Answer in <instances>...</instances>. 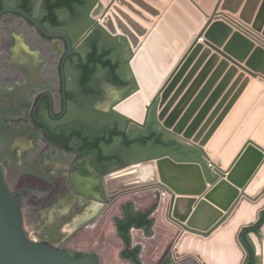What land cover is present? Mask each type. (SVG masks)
<instances>
[{
    "label": "water",
    "instance_id": "95a60500",
    "mask_svg": "<svg viewBox=\"0 0 264 264\" xmlns=\"http://www.w3.org/2000/svg\"><path fill=\"white\" fill-rule=\"evenodd\" d=\"M133 1L157 14L142 0ZM36 2L32 6L30 0L28 8L34 11ZM20 3L0 0V7L10 5L0 9V264H136L123 257L128 243L118 229V220L125 221L128 211L149 212L153 220L150 232L143 226L130 229V248L140 247L141 264H247L249 256L251 264H264V223L260 232L254 230L264 220V186L255 196L246 193L264 164V79L247 80L246 91L241 97L236 93L206 134L228 95L200 128L220 88L200 111L212 84L186 110L196 87L178 97L192 71L174 92L204 44L208 48L203 55L227 44V61L233 58L237 64L248 57L243 47L254 42L219 16L234 14L264 35V0H176L151 31L147 26L153 19L126 0H41L38 13L17 6ZM93 3L99 26L88 16ZM52 6L58 24L47 20L46 26L44 18ZM200 9L211 14L209 21ZM108 34L128 40L130 67L127 45ZM256 50L264 54V49ZM257 60L255 54L250 65L257 68ZM43 89L48 91L39 93ZM114 101L120 114L112 112ZM61 105L65 116L51 120L52 132L67 137L77 129L86 141L74 137L60 144L42 138V129L33 121L49 138V127L40 117L53 107L59 114ZM125 117L143 126L156 121L165 129L159 123L151 128L132 124L112 144L126 148L133 142L139 147L155 132L161 140L197 153L144 146L147 154L116 167L120 152L110 149V142H101L98 149L89 143L113 128L122 130ZM28 173L50 185L44 201L34 205L27 201L29 190L21 191L17 182ZM58 178L64 183L61 188ZM92 205L91 216L78 225L82 230L69 240L96 255L73 257L69 249L49 241L30 240L28 232L53 238L70 235L73 222ZM76 206L81 212L74 216ZM95 221L91 232L84 229ZM250 232L257 236V251Z\"/></svg>",
    "mask_w": 264,
    "mask_h": 264
},
{
    "label": "crops",
    "instance_id": "0c3cea01",
    "mask_svg": "<svg viewBox=\"0 0 264 264\" xmlns=\"http://www.w3.org/2000/svg\"><path fill=\"white\" fill-rule=\"evenodd\" d=\"M114 1V0H113ZM128 3H130L131 5H133L134 7H136L137 9H139L140 11H142L145 15L151 17L153 19V23L148 25V29L149 31L153 30V29H156V26L159 22L163 21V17H164V14L169 12V7L170 5L176 3V0H158L162 3V6H158L156 4H154L152 1L150 0H142L144 3H146L147 5L153 7L156 11H157V14H152V12L148 11L145 7L141 6L140 4L136 3L135 1L133 0H126ZM194 2V1H193ZM40 3H41V0H37L36 2V6H35V9L34 11L36 13H38V9H39V6H40ZM194 4L196 6H198V3L197 2H194ZM179 6V4H177ZM181 7V6H179ZM182 9V8H181ZM206 16V21H209L210 19V16L211 14H208L206 12H204L202 9H200ZM226 13H229V12H226ZM231 14V13H230ZM234 15V14H233ZM88 16L94 21L93 23L98 25L96 23L97 19H98V14H97V9H96V4L93 3V5L91 6L90 10H89V13H88ZM236 16V15H235ZM238 17V16H237ZM221 18V17H220ZM239 18V17H238ZM223 19V18H221ZM240 19V18H239ZM224 20V19H223ZM241 20V19H240ZM243 21V20H242ZM142 23V22H141ZM165 25H167V27H170L171 29L173 28L172 25L167 21L165 22ZM109 38H112V39H120V44H126L127 45V48H128V52H129V55H130V58L128 59V64L130 63V59H131V56H132V50H131V47H130V44L128 42V40L122 36V35H110L108 34ZM201 41V40H200ZM205 47H206V44L205 46L202 48V50H200L193 58V60L191 61L187 71L185 72V76H183V78L179 81L176 89L174 90V92H176V90L180 87V84L182 83L183 79L188 76V74L190 73V71L192 70L193 66L196 64V62H198L200 60V58L203 56V53H204V50H205ZM213 53H214V50H213ZM212 55L213 54H209L207 55L204 60H203V65L205 66L208 62H210L212 60ZM224 59V57L222 56L220 59L214 61V64L212 65V67L210 68L209 72L207 73V75L205 76L204 80H203V85H198L196 86L194 92H193V95L189 98V100L187 101V104H186V107H185V110L189 108V106L191 105L192 101L196 98V96L202 91V89L205 87V84L212 78V77H216V79L214 80V82L212 83V85L210 86L208 92L206 93V96L204 97V99L202 100V102L200 103V105L198 106V111H200L204 106L205 104L208 102V100L210 99V97L216 92V90L218 88H220V91L218 93V97L216 98V100L214 101V103L211 105V107L208 109L204 119L202 120L201 122V125H200V128L203 127L206 122L208 121L210 115L212 114V112L214 111V109L217 107V105L223 100V98L228 95L226 97V100L224 101V103L222 104L217 116L215 118H213V120L208 124L207 128H206V132L205 134L210 130V128L214 125L215 121L217 120L218 116L224 111V109L228 106V104L230 103V101L233 99V97L236 95V93L238 91L239 92V95L238 97L242 96V94L246 91V89L249 87V84L248 82L246 81L245 82V78H247L249 76L250 80L248 81H253V80H257L259 78H263L264 79V76H262L261 74H258L257 76H252L250 74H245L244 77H240L241 73H243V70L242 68H239L238 71L234 72L232 75L229 74L230 72V68L233 66L232 64V61H230V64L226 67H224L222 70H220L219 72H217V69H218V66L220 65V63L222 62V60ZM129 67H130V64H129ZM130 71H131V74H132V77H133V73H132V70L130 68ZM199 73V72H198ZM216 73V74H215ZM197 74H195V76H193L194 78L191 80L188 81V84L187 86L185 87V90L182 91V94L186 93L187 90L191 87V85L189 83H192V81L195 79ZM228 77V78H227ZM226 78V81H224V79ZM134 79V78H133ZM224 81L225 83L223 84L222 87H220V83ZM186 91V92H185ZM173 92V94H174ZM130 93V92H129ZM128 93V94H129ZM241 93V94H240ZM126 94V95H128ZM124 95V96H126ZM123 96V97H124ZM121 97V98H123ZM119 98V99H121ZM117 99V100H119ZM180 99V98H179ZM116 100V101H117ZM115 102V101H114ZM112 102V105L113 103ZM197 111V112H198ZM112 112L113 113H117L116 111H114V108L112 107ZM119 114V113H118ZM127 117H125V121H124V125H123V132H127L128 131V126H126V123H127ZM161 125V123H159ZM139 127L141 128H144L143 126H140L138 125ZM162 126V125H161ZM126 127V128H125ZM163 127V126H162ZM164 128V127H163ZM165 129V128H164ZM167 130V129H166ZM169 131V130H167ZM171 132V131H169ZM172 133V132H171ZM180 138H182L181 136H178ZM183 139V138H182ZM185 140V139H184ZM190 143L198 146V144H195L191 141H189ZM200 147V146H199ZM202 149V147H201ZM164 155H170V154H164ZM164 155H160V156H164ZM160 156H157V157H160ZM171 156V155H170ZM202 156H204L203 154H201V158ZM151 158H156V157H151ZM182 161H193V160H182ZM210 162H212L211 160H209ZM197 198L199 199L200 197L197 196ZM250 234V237L252 239V242H253V245L255 247V250L257 251V249L259 248L260 245H258V241H257V236H255L252 232L249 233Z\"/></svg>",
    "mask_w": 264,
    "mask_h": 264
},
{
    "label": "flooded vegetation",
    "instance_id": "af4514ba",
    "mask_svg": "<svg viewBox=\"0 0 264 264\" xmlns=\"http://www.w3.org/2000/svg\"><path fill=\"white\" fill-rule=\"evenodd\" d=\"M31 4H32V6L34 5V0H31ZM11 5H15V4H11ZM6 6H10V5H6ZM6 6H1L0 9H2L3 7H6ZM17 6L23 7L28 12H34L33 10H31L28 7L25 6V2L23 0H21V3L17 4ZM39 16H43V15H39ZM46 18L47 17L45 16L44 23L47 26ZM52 28H61V27H52ZM73 55H75V54H73ZM73 55H71V56H73ZM1 56H3V46H2V43H1V36H0V57ZM69 59H68V61H69ZM46 91H48V90L47 89H43L39 93H44ZM35 102H36V100H35ZM114 103L112 105L113 108H114ZM54 105H55V102H54ZM34 106H35V103H34ZM34 106H33L32 109H34ZM32 109H31V111H32ZM62 113H63V110H62V105H61V110H60L59 114H55L54 113V107H53L52 111L51 112H47L46 116H44V117H40L39 116L41 119H43V121L45 123H47V125L49 127V130H50V133H51L49 138H46L48 133L43 128V126L40 123H37V122L32 120L39 128L42 129V131H43L42 132V138L44 140H53V141H55L57 143H60V144L65 143L64 140H62V138L60 136H57V135H55L52 132L53 131L52 128L54 126H53L51 120L52 119H56L57 120V119H60V118L64 117L65 115H62ZM60 115H62V116H60ZM58 116H60V117H58ZM155 123H159V122L152 121V122H148L147 125L143 126V125H140V124L129 123V121L127 119L126 126H128V128H131V125L134 124V125L143 126L144 128L145 127H148V128L150 127L151 128V126H154ZM114 131H119V132L117 134H112ZM122 133H123L122 130H119L117 128H113V129H111L108 132V134H105L102 137H99V139H102L101 142H105V143H109L110 142V145H109L110 149H115V150H118L120 152L119 158L115 159L114 162H113V165L115 164L116 167L123 166V165H125L127 163V160H130L132 158L147 154V150L148 149H154L155 148V147H152V148H147V150H144L143 149L144 146L141 147L142 145H139V147L138 146H134V145H132V146L129 145L126 148H122V147L118 146L116 143L112 144L114 142L115 138L122 136ZM68 137H69V140L74 138V137H78V138L86 141L85 136H83L82 132L77 130V129L72 130L71 133L68 135ZM99 139L96 140V142H95L96 144H97ZM95 143H89V144L91 145L92 148L98 149V146L95 147ZM133 161H136V160H133ZM17 182L23 188L21 191H24V190L28 191L29 190V197H28L27 201H28V203L33 204V205L37 204L38 202L44 201L45 195L43 194V192H45L46 189L50 186L49 183L44 178H42L41 176H38L36 174H33V173H28L25 176H21L20 178L17 179ZM63 185H64V183L62 182V180L58 178L57 187L61 188ZM71 187L73 188L72 184H71ZM21 191H19V192H21ZM19 192L18 193L16 192V193L19 194ZM27 196H28V194L24 198V203L26 202L25 199L27 198ZM92 207H93V205L87 211V213L84 214V216L82 218L79 217V218H77V220L75 222H73V224H72L73 231H72V233H70V235H67L64 238H61V237L53 238V237L35 236V235H32V233L28 232L30 240H32L35 243H43V242L49 241V242H51L52 244H54L56 246H60L61 248L69 249L70 250V254L73 255V256H76V257L82 256V255L87 254V253L91 254L92 256L96 255L94 252L83 251V250L79 249V247L75 246V244L71 245L70 240H69V238H71L72 235L74 236V234L77 231L82 230L83 227L82 228H78V225L83 219L89 218L91 216L89 211L92 209ZM71 212H72V214L74 216H76L78 214V212H81V211H80V208L78 206H76V207L72 208ZM96 223L97 222L95 221L92 224H90V226H88V227H86L84 229H86V230L91 232L94 229V227H95L94 225H96ZM251 263H252V257L249 256V260H248L247 264H251Z\"/></svg>",
    "mask_w": 264,
    "mask_h": 264
},
{
    "label": "trees",
    "instance_id": "16d2710c",
    "mask_svg": "<svg viewBox=\"0 0 264 264\" xmlns=\"http://www.w3.org/2000/svg\"><path fill=\"white\" fill-rule=\"evenodd\" d=\"M23 1L25 2V6L29 7V1L30 0H23ZM47 11H48L49 15L46 18V20H49L52 24L57 25L58 20H57L56 14H55V7H53V6L49 7V9ZM118 132L119 131H114L112 134H117ZM61 138H62V140H64L65 143L69 140L68 136L67 137H61ZM101 140L102 139H99L97 144L95 143V147L98 146V148H99V144L101 143ZM129 144H130V146H132L134 143L130 142ZM140 144L143 146H146L148 148H152V147L159 148V147H161V149L163 150L162 152H165L168 149H173V150H176L177 153L183 152L186 155H194L197 153L196 149L186 147L180 143H177L176 141L161 140L160 137H158V135L155 132H152L146 138H143L141 140ZM199 152H200V150H199ZM160 153H156L153 155H146V156L150 157V156H154V155H157ZM199 156H201V153L199 154ZM101 157H102V154H101ZM127 213H128V215H127L125 221L120 220V219L118 220L119 232H120L121 236L123 237V239L128 243V247L122 252V255L125 258H131L136 264H141L140 258H139L140 247L136 246L134 248H130V245H131L130 229L132 226H143L147 230V232H150L151 226L153 224V220L148 219L149 212H147L145 214L139 213L137 215L130 214L129 211ZM263 223H264V220L260 221L254 227L255 232H260V228L263 225ZM246 239L248 240L247 234H246ZM248 242H249V240H248ZM71 256H73V255H71ZM73 257H76V256H73Z\"/></svg>",
    "mask_w": 264,
    "mask_h": 264
},
{
    "label": "rangeland",
    "instance_id": "374dc122",
    "mask_svg": "<svg viewBox=\"0 0 264 264\" xmlns=\"http://www.w3.org/2000/svg\"><path fill=\"white\" fill-rule=\"evenodd\" d=\"M227 22V21H226ZM228 23V22H227ZM229 25H231L230 23H228ZM232 26V25H231ZM233 27V30L234 31H239L240 32V30L239 29H237L236 27H234V26H232ZM242 33V32H241ZM243 34V33H242ZM245 35V34H244ZM251 39V38H250ZM252 40V39H251ZM253 42H254V46L253 47H246V46H244L243 48H244V50H248V53H247V58L246 59H244L242 62H236L237 64H235L234 62H232V64H233V66L231 67V68H234V71L232 72V73H230L231 72V68H230V72H229V74L230 75H232L234 72H236V71H238V69L239 68H242V70H243V73H241V75H240V77H244V75L247 73V74H250V75H252V76H257L258 74H261L262 76H264V54L262 53V52H259V51H257L256 49L258 48V47H260V48H262V49H264V47H262L260 44H258V43H256L254 40H252ZM227 43V42H226ZM226 45L227 44H222L221 46H218V48H215L216 46H213L212 48H210V52L208 53V54H204L201 58H200V60L198 61V62H196V64L193 66V68H192V72H191V74H192V76L190 77V79L192 80L194 77L193 76H195V74H197L196 75V77H195V79L192 81V83H189L190 85H191V87L192 86H194V87H196V85L198 86H200V85H203V80H204V78H205V76L207 75V73L209 72V70H210V68L212 67V65L214 64V61H216V60H218V59H220L223 55H224V51H225V47H226ZM204 46H205V44H204ZM206 48H208V46H207V44H206V47H205V49ZM215 49H217V50H215ZM213 50H214V53H213ZM217 52H219L220 54H218ZM213 54L212 55V60L210 61V62H208L205 66L203 65L204 63H203V60H204V58L207 56V55H209V54ZM257 55V58H258V60H257V65H258V67L257 68H255L254 66H251L250 65V62H249V59L251 58V57H253L254 55ZM214 55H218V57L216 58V60H213V57H214ZM224 57V56H223ZM233 58H230V61H233L232 60ZM223 61H225L226 62V64L224 65V66H222V67H220L221 66V64L223 63ZM230 61L228 60H226V58L224 57V59L222 60V62L220 63V65L218 66V69H220V70H222L224 67H226V66H228L229 64H230ZM218 69H217V71H218ZM256 71H258V72H256ZM199 72V73H198ZM216 74V73H215ZM183 76H185V75H183ZM187 78V76L183 79V81H182V83L181 84H183V82L185 81V79ZM228 78V77H227ZM262 78V77H261ZM216 79V77H212L206 84H205V86L208 84V83H210V85L214 82V80ZM260 79V78H259ZM247 80H250V78H249V76L247 77V78H245V81H247ZM258 80V79H257ZM224 81H226V78L224 79ZM224 81H222L221 83H220V85H223L225 82ZM180 84V85H181ZM187 84L188 83H185V87L187 86ZM185 87H184V89L183 90H185ZM189 90V89H188ZM187 90V91H188ZM195 90V89H194ZM186 92V91H185ZM186 93H184V94H180V96L178 97V98H182L184 95H185ZM174 95V94H173ZM193 95V93H191V96ZM199 95V94H198ZM197 95V96H198ZM196 96V97H197Z\"/></svg>",
    "mask_w": 264,
    "mask_h": 264
},
{
    "label": "built area",
    "instance_id": "2783aa9c",
    "mask_svg": "<svg viewBox=\"0 0 264 264\" xmlns=\"http://www.w3.org/2000/svg\"><path fill=\"white\" fill-rule=\"evenodd\" d=\"M219 17L223 18L232 26L239 29L240 32L254 40L256 43L260 44L262 47H264V35L261 32L255 30L251 25L245 23L244 21L240 20L237 16L230 13L220 15Z\"/></svg>",
    "mask_w": 264,
    "mask_h": 264
},
{
    "label": "bare ground",
    "instance_id": "6f19581e",
    "mask_svg": "<svg viewBox=\"0 0 264 264\" xmlns=\"http://www.w3.org/2000/svg\"><path fill=\"white\" fill-rule=\"evenodd\" d=\"M193 58H192V60H193ZM191 61H190V63H191ZM190 63H189V65H190ZM189 65H188V67H189ZM188 67L186 68L185 72L187 71ZM263 186H264V164L261 167V169L259 170V172L257 173V175L253 178V180L248 185V187L246 189V193L249 196H255L261 191V188Z\"/></svg>",
    "mask_w": 264,
    "mask_h": 264
}]
</instances>
